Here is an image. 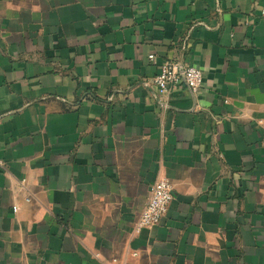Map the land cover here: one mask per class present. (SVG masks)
Wrapping results in <instances>:
<instances>
[{
  "label": "crops",
  "instance_id": "1",
  "mask_svg": "<svg viewBox=\"0 0 264 264\" xmlns=\"http://www.w3.org/2000/svg\"><path fill=\"white\" fill-rule=\"evenodd\" d=\"M262 9L0 0V264H264ZM168 60L200 89L157 96Z\"/></svg>",
  "mask_w": 264,
  "mask_h": 264
},
{
  "label": "built area",
  "instance_id": "2",
  "mask_svg": "<svg viewBox=\"0 0 264 264\" xmlns=\"http://www.w3.org/2000/svg\"><path fill=\"white\" fill-rule=\"evenodd\" d=\"M264 17V9L261 11ZM149 60L154 59L153 54L148 55ZM202 71L190 64H180L174 61H163L158 66V72L153 78V84L156 87V95H165L170 88L184 83L191 91L196 92L202 85ZM0 167H3L0 160ZM172 187L166 178L156 180L150 187L147 203L141 212L135 231L139 232L143 228L151 227L159 223L167 212L169 203L171 202ZM14 206L13 210L16 211Z\"/></svg>",
  "mask_w": 264,
  "mask_h": 264
}]
</instances>
